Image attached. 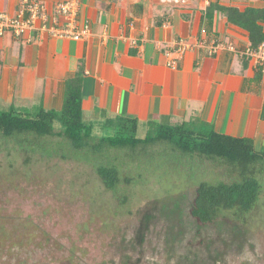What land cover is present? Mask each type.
<instances>
[{
  "label": "crops",
  "instance_id": "obj_1",
  "mask_svg": "<svg viewBox=\"0 0 264 264\" xmlns=\"http://www.w3.org/2000/svg\"><path fill=\"white\" fill-rule=\"evenodd\" d=\"M24 0H0V13L16 15ZM53 6L61 0H43ZM261 8L258 0H80L79 21L91 23L82 41L51 39L38 30L23 38L0 37V110L61 111L66 81L79 67L83 118L99 125L106 118H135L172 125L200 118L217 133L249 138L264 149V73L228 51L210 55L200 39L248 47L249 34L215 12L212 3ZM207 27L210 31H207ZM190 42L177 69L165 52L177 41Z\"/></svg>",
  "mask_w": 264,
  "mask_h": 264
},
{
  "label": "rangeland",
  "instance_id": "obj_2",
  "mask_svg": "<svg viewBox=\"0 0 264 264\" xmlns=\"http://www.w3.org/2000/svg\"><path fill=\"white\" fill-rule=\"evenodd\" d=\"M107 133L94 130L96 138ZM170 153L110 151L103 160L122 179L115 194L92 164L27 160L0 140V264H264V191L245 222L229 215L201 226L187 214L196 187L231 182L230 170Z\"/></svg>",
  "mask_w": 264,
  "mask_h": 264
},
{
  "label": "trees",
  "instance_id": "obj_3",
  "mask_svg": "<svg viewBox=\"0 0 264 264\" xmlns=\"http://www.w3.org/2000/svg\"><path fill=\"white\" fill-rule=\"evenodd\" d=\"M261 8L248 7L244 11L212 3L207 11L211 27L215 12H220L228 22L249 34L250 47L257 49L264 43V0ZM207 31H210L207 27ZM256 75H262L257 71ZM82 66L66 81L65 100L61 111L17 109L0 110V140L12 143L26 155L41 154L63 160H78L92 164L107 191L116 194L122 184L119 169L107 159L112 150L133 153L163 146L175 161L198 159L230 170L231 182H200L188 210L190 221L201 226H211L221 217L232 216L246 221L264 191V149L257 151L252 139L235 138L217 133L200 118L172 125L167 121H149L146 135L139 137L140 123L135 118H106L99 125L87 123L83 118ZM264 119V107L262 111ZM60 129H56V125ZM101 126L106 135L96 138L94 130ZM53 140L55 147L48 141ZM57 140V141H56ZM171 157V158H172ZM129 179L126 180L128 184ZM122 203L125 198L120 199Z\"/></svg>",
  "mask_w": 264,
  "mask_h": 264
},
{
  "label": "built area",
  "instance_id": "obj_4",
  "mask_svg": "<svg viewBox=\"0 0 264 264\" xmlns=\"http://www.w3.org/2000/svg\"><path fill=\"white\" fill-rule=\"evenodd\" d=\"M162 3L181 5L189 0H160ZM80 0H61L53 6L43 0H24L16 15L0 13V37L11 32L20 39L28 32L38 30L51 39H68L82 41L91 33L89 21H79ZM200 48H207L210 55L228 51L253 63L256 71L264 73V43L257 49L237 47L225 41H208L203 38L197 43ZM193 49L190 42L177 41L165 52L167 66L177 69L187 52Z\"/></svg>",
  "mask_w": 264,
  "mask_h": 264
}]
</instances>
